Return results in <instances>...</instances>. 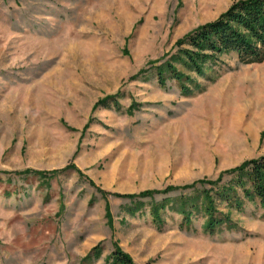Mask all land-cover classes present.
<instances>
[{"label":"rangeland","instance_id":"1","mask_svg":"<svg viewBox=\"0 0 264 264\" xmlns=\"http://www.w3.org/2000/svg\"><path fill=\"white\" fill-rule=\"evenodd\" d=\"M237 1L0 0V264H113L116 246L135 264H264L256 205L217 199L210 233L194 189L158 194L264 156V61H174ZM168 62L187 91L160 84Z\"/></svg>","mask_w":264,"mask_h":264},{"label":"trees","instance_id":"2","mask_svg":"<svg viewBox=\"0 0 264 264\" xmlns=\"http://www.w3.org/2000/svg\"><path fill=\"white\" fill-rule=\"evenodd\" d=\"M179 53L174 61L181 64L199 76L204 75V66L217 62L221 56L235 54L242 63H260L264 61V0H239L217 20L199 26L188 33L177 44ZM157 78L161 85L166 80H174L183 88L191 80L178 70L175 64L168 62L157 66ZM38 175H46L43 172H35ZM57 174L56 172L53 173ZM228 182H224V177ZM209 186L208 188H206ZM179 189H194L197 192L195 198L202 197L205 212L208 215L207 231L213 233L224 220L215 214L216 200L225 202L229 207L242 210L244 200L263 210L264 215V156L247 160L240 166L222 172L217 180H199L193 185L184 188L170 187L158 194H166ZM157 191H149L144 196H152ZM129 198H134L130 196ZM171 203L170 199L155 204L152 215L156 221L161 218L159 210H164ZM182 205L179 211L184 216L188 215L190 221L191 211L186 213V208L192 200L181 197ZM196 207V206H195ZM110 259L113 264H135L132 258L124 253L118 246Z\"/></svg>","mask_w":264,"mask_h":264}]
</instances>
